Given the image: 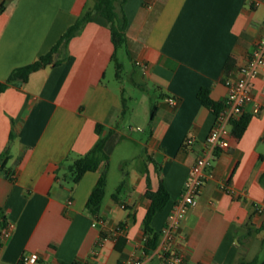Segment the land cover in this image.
Segmentation results:
<instances>
[{
    "label": "crops",
    "instance_id": "1",
    "mask_svg": "<svg viewBox=\"0 0 264 264\" xmlns=\"http://www.w3.org/2000/svg\"><path fill=\"white\" fill-rule=\"evenodd\" d=\"M91 1L0 0V79L48 52ZM124 12L134 81L150 91L141 90L139 104L132 107L125 88L106 82L115 45L109 26L96 21L85 22L60 46L56 64L9 83L0 94V205L15 223L0 264H18L25 251L39 252L47 264H121L131 256L166 264L158 249L161 230L216 120L199 91L208 88L224 101L226 79L240 75L264 33V0H126ZM252 91L246 126L233 124L229 147L218 150L182 221L188 264H242L258 256L248 258L253 240L264 245V210L256 208L264 204V68ZM153 96L161 99L151 121ZM129 116L131 131L124 124ZM98 123L109 156L121 140L141 147L131 169L121 166L115 191L108 192L107 179L97 215L104 225H93L97 216L87 202L106 162L78 182L67 175L70 163L99 139ZM144 125L146 138L132 134ZM8 153L7 171L2 163ZM162 181L170 199L152 221L160 233L158 251L146 252V192ZM117 226V237L104 238Z\"/></svg>",
    "mask_w": 264,
    "mask_h": 264
},
{
    "label": "built area",
    "instance_id": "2",
    "mask_svg": "<svg viewBox=\"0 0 264 264\" xmlns=\"http://www.w3.org/2000/svg\"><path fill=\"white\" fill-rule=\"evenodd\" d=\"M264 68V33L257 42L249 59L240 67V75L237 78H227L225 83L228 87V94L224 99V108L216 114L215 124L204 143L203 153L200 154L192 168L188 179L185 182L181 198L176 203L173 212L169 216L166 224L161 230L163 236L161 247L158 248L166 264H188L186 253L181 245L187 243L185 235L181 231V224L189 209L195 205L202 188L208 178V168H210L216 157L218 150L226 149L230 145V135L234 121L241 118L248 109V105L253 102L252 81ZM171 105H176V97H169ZM259 105H255L253 112H259ZM194 141L192 137L186 140L187 144ZM259 212L264 210V204L256 206ZM6 214V213H5ZM7 216V215H6ZM103 217L97 216L93 225H104ZM15 228V223L7 219L6 225L0 228V251L5 240L10 237ZM122 227L117 226L105 234L104 238L117 237ZM106 233V232H105ZM178 241L177 247L172 243ZM158 249H156L158 251ZM155 250V249H154ZM145 258L131 256L121 264H144ZM18 264H47L41 260L37 251H25L21 254Z\"/></svg>",
    "mask_w": 264,
    "mask_h": 264
},
{
    "label": "trees",
    "instance_id": "3",
    "mask_svg": "<svg viewBox=\"0 0 264 264\" xmlns=\"http://www.w3.org/2000/svg\"><path fill=\"white\" fill-rule=\"evenodd\" d=\"M126 0H95L94 4L87 8L84 13L79 16L77 21L71 25L63 36L57 41V43L46 53L42 54L35 61L26 64L24 66L16 68L7 80L0 79V94L3 92L9 83L16 82L18 80L26 81L29 75L38 69H41L49 64H56V54L61 45L67 43V41L75 35L82 25L87 21H96L98 23L109 26L111 29L112 40L115 45V52L113 54V60L117 59V50L120 46L127 43V25L128 20L124 12V4ZM3 8V7H2ZM118 71L117 77H121V71L123 64L117 62ZM199 97L203 104L210 108L215 114L219 113L224 108V101H217L210 96L208 88H203L199 91ZM158 110V104L155 100L152 102L151 121L154 120ZM126 111V99L124 98L123 114ZM248 119L245 118V114L234 121L233 124H240L245 127ZM102 123L97 124V132L99 139L95 145L85 154L79 156L68 166L67 175L70 176L71 180L78 182L82 176L90 170H98L102 162H106V168L101 174L96 186L94 187L89 200L87 202V209L95 216L99 214L102 202L105 198L106 187H107V168L109 164V155L105 151V145L107 142V136L103 135ZM10 157L9 153L4 158L2 167L8 171L7 161ZM150 199V205L147 210L144 219L145 232L147 238L145 241V251L150 252L157 248L160 233L155 231L152 226L153 217L159 210L163 209L170 199V192L161 182L160 187L157 190L147 189L146 192ZM116 195V194H115ZM7 216L0 205V228L6 225ZM264 243V242H263ZM242 264H264V258L260 259L259 256L254 257L251 260H244Z\"/></svg>",
    "mask_w": 264,
    "mask_h": 264
},
{
    "label": "rangeland",
    "instance_id": "4",
    "mask_svg": "<svg viewBox=\"0 0 264 264\" xmlns=\"http://www.w3.org/2000/svg\"><path fill=\"white\" fill-rule=\"evenodd\" d=\"M93 2L91 1L88 5L90 6L94 4ZM118 61L123 64L122 68L120 69L121 77H117ZM134 68L135 66L133 65L129 57L127 45L124 44L118 48L117 59L113 60L110 64L106 77V82L110 83L111 85H121V87L125 88L124 91L127 97L133 96L132 99L129 98L130 105L132 107L140 103L143 95L141 90L149 91V89H143V87L135 83L134 80H139V78L137 74H134ZM144 86L147 87V85ZM151 93L154 92L151 91ZM153 99L158 102L161 99V96H155V98L153 96ZM129 119L130 116L127 118L124 124L126 126V129L128 131H131L130 125L133 123ZM143 129H147V131H149V127L144 125L138 127L137 130L133 131L132 134L136 137H141L143 135L146 138V136L143 134ZM139 148L141 147H139L136 141L128 139L121 140L117 144L116 148L112 151L109 156V164L107 168L109 179L107 190L109 193L111 191H115L118 183L120 182L121 166L124 165L125 167L130 169L134 166V164L136 163V158L133 159V156L137 154V152H139ZM251 245L252 248L251 252L248 254V258H251L255 254H258L260 259L264 258V245L258 240H253Z\"/></svg>",
    "mask_w": 264,
    "mask_h": 264
}]
</instances>
